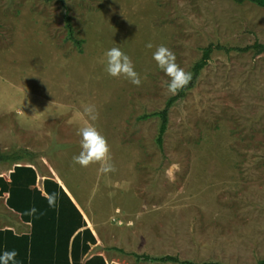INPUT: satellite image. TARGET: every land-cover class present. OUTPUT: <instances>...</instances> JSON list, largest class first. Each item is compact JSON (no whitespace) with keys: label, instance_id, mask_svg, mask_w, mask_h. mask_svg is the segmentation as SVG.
Segmentation results:
<instances>
[{"label":"rangeland","instance_id":"rangeland-1","mask_svg":"<svg viewBox=\"0 0 264 264\" xmlns=\"http://www.w3.org/2000/svg\"><path fill=\"white\" fill-rule=\"evenodd\" d=\"M66 14L80 45L69 39ZM255 43L264 45V7L248 0H0V153L25 152L18 163L56 170L101 245L124 250L129 264H180L134 252L258 264L264 53L215 49L171 107L163 147L160 117L142 118L174 96L152 59L158 46L193 76L209 44ZM112 47L128 55L139 86L107 75L104 53ZM86 105L97 109L111 171L73 160L80 152L76 131L88 123Z\"/></svg>","mask_w":264,"mask_h":264},{"label":"crops","instance_id":"crops-1","mask_svg":"<svg viewBox=\"0 0 264 264\" xmlns=\"http://www.w3.org/2000/svg\"><path fill=\"white\" fill-rule=\"evenodd\" d=\"M52 194L56 202L50 207ZM5 250L16 251V264H129L124 250L101 245L89 214L60 174L42 172L33 162L0 165V251Z\"/></svg>","mask_w":264,"mask_h":264},{"label":"clouds","instance_id":"clouds-1","mask_svg":"<svg viewBox=\"0 0 264 264\" xmlns=\"http://www.w3.org/2000/svg\"><path fill=\"white\" fill-rule=\"evenodd\" d=\"M146 47L151 48L149 43ZM152 59L156 67L169 77L167 90L175 95L183 89L191 80V74L184 72L175 63V54L164 45H160L152 53ZM104 70L109 77L120 79L124 78L131 84L139 86L141 83L138 73L135 71L132 61L127 54L118 47H112L104 53ZM83 112L88 123L78 128L76 135L80 138L79 155L73 157L76 164L87 167L92 163H100L101 171L108 172L113 170L109 163V147L105 138L100 134L95 126L98 112L94 105L83 106ZM56 202L55 194L48 197L49 206L52 207ZM34 212L35 209H32ZM17 253L12 251H0V264H16Z\"/></svg>","mask_w":264,"mask_h":264},{"label":"trees","instance_id":"trees-1","mask_svg":"<svg viewBox=\"0 0 264 264\" xmlns=\"http://www.w3.org/2000/svg\"><path fill=\"white\" fill-rule=\"evenodd\" d=\"M239 2H243L245 0H238ZM253 3L258 4L259 6L264 7V0H248ZM66 22H67V29H68V34H69V39L72 40L74 43L77 45L81 44V40H78L75 36V31L74 28L71 24V18L68 14L65 15ZM215 49H225L226 51H231V50H237V51H248L251 49H254L257 54L264 53V45L261 43H255L253 45H248L243 48H224L221 45H214V44H209L207 47L203 49L202 57L201 59L196 62L193 66V76H191V80L189 83L181 90L177 92L176 95L172 96L166 103L165 107L158 112H154L149 115H144L142 118H147L149 116H158L161 119V125H160V130H159V135L157 137V143L160 147H163V141H164V134L166 133L168 129V123H169V112L173 104L178 101L180 98L185 96L188 90H190L195 83V80L197 77L200 75L201 71L204 69V67L208 64L209 60L211 59V55L214 52ZM28 153H22V152H14L12 154L9 153H0V162H11L13 164H17L20 160L23 159L24 155ZM30 162H33L30 160ZM138 259H143L146 261H158V262H175V263H180V264H223L218 261H203V262H192V261H183L180 260L179 257L177 256H172V255H165L161 257H152L149 255H136ZM258 264H264V258L259 261Z\"/></svg>","mask_w":264,"mask_h":264}]
</instances>
